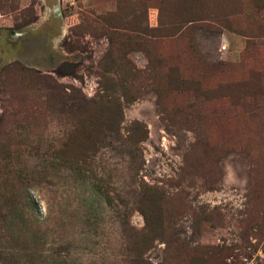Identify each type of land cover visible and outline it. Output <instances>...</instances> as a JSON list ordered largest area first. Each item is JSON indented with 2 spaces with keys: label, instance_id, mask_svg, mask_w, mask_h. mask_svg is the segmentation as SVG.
<instances>
[{
  "label": "rangeland",
  "instance_id": "1",
  "mask_svg": "<svg viewBox=\"0 0 264 264\" xmlns=\"http://www.w3.org/2000/svg\"><path fill=\"white\" fill-rule=\"evenodd\" d=\"M142 5L151 28L179 16L194 27L160 39L156 53L212 71L196 91L160 99L141 78L137 98L121 102V133L133 121L147 131L134 179L165 194L164 232L143 260L264 264V0H0V264H135L133 231L144 223L125 160L117 150L94 159L109 207L95 181L57 168L69 126L25 70L90 98L104 15ZM127 59L146 68L142 53Z\"/></svg>",
  "mask_w": 264,
  "mask_h": 264
},
{
  "label": "trees",
  "instance_id": "2",
  "mask_svg": "<svg viewBox=\"0 0 264 264\" xmlns=\"http://www.w3.org/2000/svg\"><path fill=\"white\" fill-rule=\"evenodd\" d=\"M137 12L138 15L124 13L117 6L114 11L104 15L101 28L107 39V48L97 62V87L90 98L77 93L72 87L51 83L34 72L25 70V73L41 84L45 91V104L50 105L60 118L67 120L68 131L54 154L57 168L95 181L96 193L103 197L109 207L113 204L112 198L103 186V177L93 167L94 159L101 151L117 150L125 160L136 191L132 207L141 215L144 223L142 230L133 231L136 243L132 262L146 264L142 257L143 250L151 240L162 238L164 232L165 194L157 186L149 185L142 179L138 182L134 179L143 166L140 144L146 139L147 131L143 124L133 121L121 133V102L137 98L134 85L141 78L150 82L152 91L160 99L171 92L196 91L198 86L204 85V81L206 83L212 71H186L178 63H168L165 57L155 51L154 47L160 39L180 41L186 38L187 31L194 29L190 27L191 20L179 16L159 24L157 28H151L147 25L144 5ZM185 48L190 55L195 52L189 40ZM133 52L144 55L145 69H137L127 59V55ZM121 205L125 207L126 204L122 202ZM125 215H122L121 224L127 227ZM203 261L193 256L188 264H200Z\"/></svg>",
  "mask_w": 264,
  "mask_h": 264
}]
</instances>
